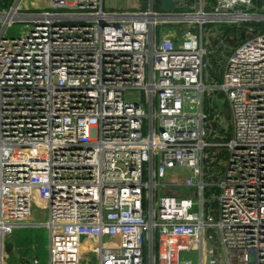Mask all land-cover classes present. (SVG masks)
<instances>
[{
    "label": "built area",
    "instance_id": "obj_1",
    "mask_svg": "<svg viewBox=\"0 0 264 264\" xmlns=\"http://www.w3.org/2000/svg\"><path fill=\"white\" fill-rule=\"evenodd\" d=\"M147 1L110 12L103 0L44 10L0 0V264L5 237L30 225L35 204L48 207V264H194L180 253L196 250L199 264H264V0H217L209 11L200 0L197 13ZM213 21L254 25L209 85ZM18 22L25 30L7 36ZM172 24L193 25L178 39L159 32ZM208 90L228 104L224 140ZM222 150L218 181L207 160L219 165ZM185 168L192 177L166 182ZM170 187L192 193L163 194Z\"/></svg>",
    "mask_w": 264,
    "mask_h": 264
},
{
    "label": "rangeland",
    "instance_id": "obj_2",
    "mask_svg": "<svg viewBox=\"0 0 264 264\" xmlns=\"http://www.w3.org/2000/svg\"><path fill=\"white\" fill-rule=\"evenodd\" d=\"M28 5L32 7V0H27ZM205 3L208 0H203ZM47 4L48 0L46 1ZM45 2V4H46ZM184 4L187 2L186 0H182ZM104 3V9L106 11L110 12H139L145 9H148V1L147 0H103ZM199 3L200 0H194V11H199ZM45 4L40 5L41 7H37L35 9L38 10H44ZM238 28L244 27V25H248L247 22H237ZM235 24H217L218 26H233ZM26 23L24 22H18L13 25H11L6 32V35L9 37H17L19 36L24 30H25ZM173 25V24H172ZM181 27V24H174L173 27L175 28ZM216 26V27H218ZM171 28V26H164V31H168ZM209 24L205 25L204 30V45L207 51L210 50L212 46L215 45L214 40H210V37H216L219 36L218 31L215 29L213 33H210L209 30ZM211 46V47H210ZM225 46L223 49V52L225 54L221 55V58H225V55L232 51V47ZM206 66H205V79L207 80L209 74L213 75L216 69H219V64L213 62V59L210 55L206 56ZM221 65V64H220ZM217 74V73H216ZM140 91H126L125 98L127 99H138L140 98ZM207 99H205V110L208 112V104L206 102ZM220 107L222 111L223 117L220 118L219 125L223 128H225V132L231 131V117L228 107V104L224 97H221L220 99ZM221 135V138L224 140L226 138V135L222 133V131L219 132ZM222 133V134H221ZM219 161V166L214 167L211 169V171L214 173V176L217 178L218 181L222 180L224 176V171L226 169V160L227 155L224 152H221V157ZM192 171L188 169H174L168 171V174L166 176V182L169 183V185H175L178 182H184V180L188 177H192ZM194 179V178H193ZM196 180V179H195ZM205 181H209L208 177V171L206 170V176ZM193 190V189H192ZM169 193L171 195H187L191 194L190 190L184 189L181 187H170L168 192H163V194ZM187 193V194H185ZM205 196L207 200L210 199V196L208 193H205ZM216 207V202L215 206ZM49 220V214H48V207L45 204H35L32 208V217L30 221V225L28 226H21L19 228H16L13 230V233L11 235H7L5 237V247H4V263L5 264H32V260L34 258H37L39 260V264H48L49 263V244H50V230L48 227H46L44 224L48 222ZM111 239L109 237H106L104 239L105 246H109L111 244ZM208 248L215 247L218 249V244L212 240L209 241L207 244ZM224 255L223 250H220V256L222 257ZM181 259L191 260L194 264H199V251H181L180 253ZM209 260V257H208ZM218 264H223L222 262Z\"/></svg>",
    "mask_w": 264,
    "mask_h": 264
},
{
    "label": "crops",
    "instance_id": "obj_3",
    "mask_svg": "<svg viewBox=\"0 0 264 264\" xmlns=\"http://www.w3.org/2000/svg\"><path fill=\"white\" fill-rule=\"evenodd\" d=\"M46 1L47 0H33L34 6H32V7L33 8L41 7L40 5L45 4ZM210 2H211L210 0H208L206 3L204 2L205 5H206V10L207 11L211 10V6H213V5L210 4ZM184 5H186V3ZM46 6H48L47 2L45 4V7ZM193 8H194V6H192V9ZM216 23L217 24H227V23H221V22H218V21H213V22L208 23L209 24V28H208L209 32L213 33L214 30L216 29L218 31L219 36H217V38L216 37H210V40H214L215 41V45L212 46V47L210 46L211 48H210L209 51H207V53H208L207 56L210 55L213 59H215V63L219 64V66H220L219 69L215 70L214 75L209 74L207 80L205 79V75H204L205 82L207 84H209V85H211V84H219L222 81V73H223L224 63L226 62L227 57L232 53V51L235 48L231 44V41L233 43L237 42V40L235 38H239L241 30H243V27L240 26L238 28L237 24H235L233 26H227L226 27V26H223V25L218 26V25H216ZM192 25L193 24H187V25L184 24L183 25L184 27L181 25L183 28L177 27V26H175V28H174L173 25H167V26H171V28L168 31H164L163 27L166 26V25H163V26L159 27V32H161V34L163 36H167V37H172L174 39H178V38L181 37V35L183 33L182 30L188 29ZM216 26H218V27H216ZM245 26H246V24L244 25V27ZM229 27L233 28V29L230 30V34L226 33V28H229ZM203 40H204V35H203ZM209 45H210V43H209ZM209 45H208V48H209ZM225 46L232 47L233 49H232V51L227 53V55H225V58L223 59V58H221V55L225 54V52H223V49H224ZM205 63H206V60H205ZM204 74H205V72H204ZM221 97H224V95H223V93H220L218 91L208 90L205 93V99H207L206 102L208 104V111L211 112V110H212L213 118H215L214 119L215 123H214L213 126L215 127L217 125L218 126V131L219 132L222 131V133L224 135L227 134L226 137H228V135H230V131L228 133L225 132L226 129L219 125L220 118L223 117V115H222V111L223 110H221L220 103H219ZM204 103H205V101H204ZM221 152H223V150ZM224 152H225V150H224ZM219 157H221V156H219ZM209 166H210V168H209ZM217 166H219V165H217ZM217 166L216 165H214V166L213 165L212 166L208 165V160H207V169L208 170L209 169L211 170L213 167H217ZM215 189L216 188H214V190ZM216 192H219V190H217Z\"/></svg>",
    "mask_w": 264,
    "mask_h": 264
},
{
    "label": "water",
    "instance_id": "obj_4",
    "mask_svg": "<svg viewBox=\"0 0 264 264\" xmlns=\"http://www.w3.org/2000/svg\"><path fill=\"white\" fill-rule=\"evenodd\" d=\"M177 0H161V7L160 9L166 13H174L173 11L176 10ZM247 37V30L246 28L241 30L239 38H235L237 42H235L234 47L237 46L238 43L244 41ZM211 118L213 119V113L211 110ZM215 123V121H213ZM214 235V233H212Z\"/></svg>",
    "mask_w": 264,
    "mask_h": 264
},
{
    "label": "trees",
    "instance_id": "obj_5",
    "mask_svg": "<svg viewBox=\"0 0 264 264\" xmlns=\"http://www.w3.org/2000/svg\"><path fill=\"white\" fill-rule=\"evenodd\" d=\"M14 0H4V5L3 7H8L10 6V4L13 3ZM186 5H180L177 7L176 11L177 12H193L194 10L192 9V6L194 4V0H186ZM210 4L211 5H215L216 4V1L217 0H210ZM184 4V2H183ZM213 8V6H211V9ZM249 25H254L253 23L252 24H249ZM260 26H264V23L262 24H259ZM233 29V28H226V33L230 34V30ZM213 59V58H212ZM213 62H215V59H213ZM214 75V74H213ZM229 136V135H228Z\"/></svg>",
    "mask_w": 264,
    "mask_h": 264
},
{
    "label": "flooded vegetation",
    "instance_id": "obj_6",
    "mask_svg": "<svg viewBox=\"0 0 264 264\" xmlns=\"http://www.w3.org/2000/svg\"><path fill=\"white\" fill-rule=\"evenodd\" d=\"M231 44L234 46L235 43H233V42L231 41Z\"/></svg>",
    "mask_w": 264,
    "mask_h": 264
}]
</instances>
